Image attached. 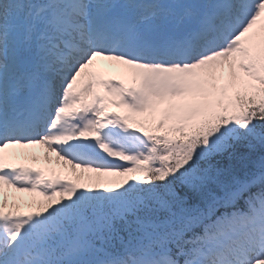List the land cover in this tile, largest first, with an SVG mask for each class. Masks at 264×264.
<instances>
[{
    "label": "snow or ice",
    "instance_id": "snow-or-ice-1",
    "mask_svg": "<svg viewBox=\"0 0 264 264\" xmlns=\"http://www.w3.org/2000/svg\"><path fill=\"white\" fill-rule=\"evenodd\" d=\"M0 264H264V0H0Z\"/></svg>",
    "mask_w": 264,
    "mask_h": 264
},
{
    "label": "rangeland",
    "instance_id": "rangeland-1",
    "mask_svg": "<svg viewBox=\"0 0 264 264\" xmlns=\"http://www.w3.org/2000/svg\"><path fill=\"white\" fill-rule=\"evenodd\" d=\"M109 74L117 75V74H120V72L118 70H113ZM118 109H120V108H118ZM45 152H46V149H44V150L42 149V151H40V149H38V147L32 148L31 151H29V153H34L38 157V160L32 161L31 159H27V160H25V163H28V164L36 163V164H38V166L45 167V168H51V169H54L57 173L63 174L67 170L68 166L65 165L63 163V161H58L56 159L54 153H48V156L50 159L45 160L44 159V153ZM77 171H79V170H77ZM85 175H87V174H85ZM18 195L23 196L25 200L29 199L28 194H18Z\"/></svg>",
    "mask_w": 264,
    "mask_h": 264
},
{
    "label": "bare ground",
    "instance_id": "bare-ground-1",
    "mask_svg": "<svg viewBox=\"0 0 264 264\" xmlns=\"http://www.w3.org/2000/svg\"><path fill=\"white\" fill-rule=\"evenodd\" d=\"M17 152H20V149H17Z\"/></svg>",
    "mask_w": 264,
    "mask_h": 264
},
{
    "label": "trees",
    "instance_id": "trees-1",
    "mask_svg": "<svg viewBox=\"0 0 264 264\" xmlns=\"http://www.w3.org/2000/svg\"><path fill=\"white\" fill-rule=\"evenodd\" d=\"M147 126V125H146Z\"/></svg>",
    "mask_w": 264,
    "mask_h": 264
}]
</instances>
